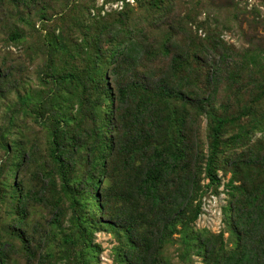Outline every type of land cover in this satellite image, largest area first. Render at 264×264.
I'll return each mask as SVG.
<instances>
[{
	"label": "trees",
	"instance_id": "16d2710c",
	"mask_svg": "<svg viewBox=\"0 0 264 264\" xmlns=\"http://www.w3.org/2000/svg\"><path fill=\"white\" fill-rule=\"evenodd\" d=\"M246 3L0 0V264H100L99 233L112 264H264ZM221 194L223 229L198 228Z\"/></svg>",
	"mask_w": 264,
	"mask_h": 264
},
{
	"label": "rangeland",
	"instance_id": "374dc122",
	"mask_svg": "<svg viewBox=\"0 0 264 264\" xmlns=\"http://www.w3.org/2000/svg\"><path fill=\"white\" fill-rule=\"evenodd\" d=\"M133 2V0H131ZM259 0H247V5L252 6L258 4ZM113 5V8L120 6ZM109 8V7H107ZM226 38L231 42H237L235 36L228 35ZM227 204L226 195L221 194L218 197L206 195L202 201L203 214L196 222L198 228H206L212 232H219L223 229V207ZM97 243L102 247V253L100 254V264H112L111 248L114 245L113 238L107 233H99L97 235Z\"/></svg>",
	"mask_w": 264,
	"mask_h": 264
}]
</instances>
